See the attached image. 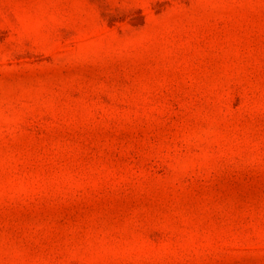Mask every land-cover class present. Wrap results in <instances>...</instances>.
I'll return each mask as SVG.
<instances>
[{
  "label": "rangeland",
  "instance_id": "374dc122",
  "mask_svg": "<svg viewBox=\"0 0 264 264\" xmlns=\"http://www.w3.org/2000/svg\"><path fill=\"white\" fill-rule=\"evenodd\" d=\"M0 264H264V0H0Z\"/></svg>",
  "mask_w": 264,
  "mask_h": 264
}]
</instances>
